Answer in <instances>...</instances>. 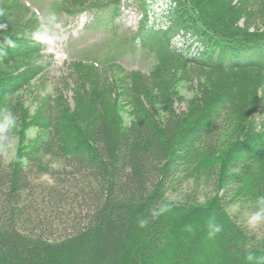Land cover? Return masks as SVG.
<instances>
[{
	"label": "trees",
	"instance_id": "obj_1",
	"mask_svg": "<svg viewBox=\"0 0 264 264\" xmlns=\"http://www.w3.org/2000/svg\"><path fill=\"white\" fill-rule=\"evenodd\" d=\"M139 1L141 25L126 43L154 55L150 73L76 60L43 96L33 89L51 67L40 16L0 0V122L15 117L0 133V264H264V236L227 209L264 212V0H169L153 25ZM120 5L61 0L57 10L117 16ZM179 172L212 181L213 195L169 201Z\"/></svg>",
	"mask_w": 264,
	"mask_h": 264
},
{
	"label": "rangeland",
	"instance_id": "obj_2",
	"mask_svg": "<svg viewBox=\"0 0 264 264\" xmlns=\"http://www.w3.org/2000/svg\"><path fill=\"white\" fill-rule=\"evenodd\" d=\"M34 11H36L43 24L46 33L47 44L45 55L51 62V67L45 74L46 85L42 87L40 81L34 82L36 92H41L43 96L53 95L54 89L69 75V65L76 60L95 61L100 66L116 62L128 71H141L150 73L156 64L153 54L142 50L140 44L134 49L126 43L135 35L141 25L142 10L139 0H121L117 16L113 9L83 14L77 18L69 17L58 12L57 5L61 0H24ZM169 0H147L149 9V25L155 23L156 14H161L169 6ZM99 22V23H98ZM167 28L166 25L157 24L156 28ZM195 39L190 40L186 47L191 46L194 51L200 44ZM184 41L179 37L174 41V45L182 47ZM65 97L73 105V93L71 89L63 90ZM180 92L185 99H190L194 95L189 90L187 84L180 86ZM27 106L34 112L36 105L27 96ZM178 111L186 110V105L176 104ZM127 124L130 119L124 114ZM37 131L31 129L28 132V138L34 139ZM18 146V139L12 138L7 162L14 160ZM187 174L178 173L167 193L169 201H179L181 197L193 199L199 203H205L214 191V183H206L203 180L197 182L193 177H187ZM39 183H51L49 176L41 177L37 180ZM222 194H224L222 192ZM195 195V196H194ZM229 214L251 235L258 238L264 236V220L250 224L249 219L256 211L248 204H234L227 207ZM56 228V227H55Z\"/></svg>",
	"mask_w": 264,
	"mask_h": 264
},
{
	"label": "clouds",
	"instance_id": "obj_3",
	"mask_svg": "<svg viewBox=\"0 0 264 264\" xmlns=\"http://www.w3.org/2000/svg\"><path fill=\"white\" fill-rule=\"evenodd\" d=\"M15 117L10 112H5L2 122H0V133L6 132L8 128L14 126ZM258 203L264 204V196H261L258 199ZM264 220V212L257 211L253 216L250 217L249 223L255 224ZM216 231H219V228H216Z\"/></svg>",
	"mask_w": 264,
	"mask_h": 264
}]
</instances>
